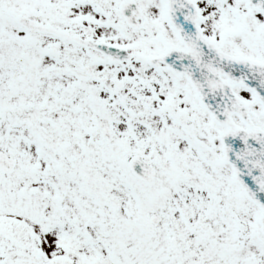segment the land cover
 Returning a JSON list of instances; mask_svg holds the SVG:
<instances>
[{"label": "snow or ice", "instance_id": "snow-or-ice-1", "mask_svg": "<svg viewBox=\"0 0 264 264\" xmlns=\"http://www.w3.org/2000/svg\"><path fill=\"white\" fill-rule=\"evenodd\" d=\"M0 264H264V0H0Z\"/></svg>", "mask_w": 264, "mask_h": 264}]
</instances>
